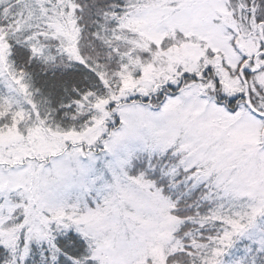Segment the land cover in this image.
Here are the masks:
<instances>
[{
    "label": "snow or ice",
    "instance_id": "6c2138e0",
    "mask_svg": "<svg viewBox=\"0 0 264 264\" xmlns=\"http://www.w3.org/2000/svg\"><path fill=\"white\" fill-rule=\"evenodd\" d=\"M0 264H264V0H0Z\"/></svg>",
    "mask_w": 264,
    "mask_h": 264
}]
</instances>
